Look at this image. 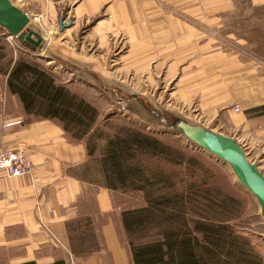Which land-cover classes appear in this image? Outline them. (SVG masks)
Segmentation results:
<instances>
[{"label": "crops", "instance_id": "crops-1", "mask_svg": "<svg viewBox=\"0 0 264 264\" xmlns=\"http://www.w3.org/2000/svg\"><path fill=\"white\" fill-rule=\"evenodd\" d=\"M10 1L26 13L29 27L38 14L51 18L68 10L75 26L105 8L111 24L125 25L131 47L144 52L152 48L166 56L175 51L173 59L179 60L182 46L196 44L186 39L193 32L178 23L181 15L164 8L202 0ZM107 21L100 26H108ZM199 48L202 53L195 60L200 65L199 79L203 77L199 105L201 115L213 124L208 129L235 140L264 176V75L248 65L228 64L210 41ZM61 50V54L50 51L68 58ZM217 60L223 63L218 65ZM0 80V149L22 150L33 167L31 173L12 178L0 171V264H131L126 240L121 239L123 209L115 207L113 191L81 173L88 161L84 145L70 142L56 120L27 119L17 97L8 92L6 77ZM82 221L87 226L74 230L79 229L78 240L74 231L69 240L66 224Z\"/></svg>", "mask_w": 264, "mask_h": 264}, {"label": "rangeland", "instance_id": "rangeland-1", "mask_svg": "<svg viewBox=\"0 0 264 264\" xmlns=\"http://www.w3.org/2000/svg\"><path fill=\"white\" fill-rule=\"evenodd\" d=\"M136 7L134 10L138 11ZM164 10L181 15L178 23L193 32L186 39L191 38L196 44L182 46L179 60H174L177 58L175 51L166 56L154 53L152 48L144 52V48L131 47L125 25L111 24L105 8L94 18L82 20L75 26L70 18L72 12L68 10L60 11L51 18L47 13L32 17L35 20L28 28L33 27L32 30L44 37L42 49L36 53L21 47L15 38L8 36L0 41V46L4 47L6 55L9 53L8 46L13 59L21 54L42 63L50 69L57 83L95 107L99 117L93 130L98 129L102 136H115V131L131 126L184 152L181 161L167 162L156 157L151 158L148 164H153L152 168L175 172L178 175L174 178L177 187L182 185L183 179L191 181L197 177L219 192L238 199L237 209L230 214L233 216L231 224L239 235L249 239L264 264V221L256 198L234 177L227 163L189 143L169 127L176 118L191 125H205L206 129L213 126L208 118L201 115L199 105V80L203 81V77L199 79L200 65L195 60L201 56L202 49L199 47L202 43L210 41L217 55L226 58L228 64L248 65L258 75H264V0H202L180 7L166 5ZM194 11L204 16L196 17L192 13ZM60 18L65 24L71 20L68 27L61 31L58 30ZM106 21L110 24L101 27L100 24ZM61 34L63 39H60ZM61 49L67 52L68 58H59L54 54H61ZM38 53L41 54L39 57H33ZM48 56L54 61L49 62L46 59ZM2 63L5 65V61ZM221 63L217 60L218 65ZM1 90L0 80V93ZM67 139L72 141L69 137ZM98 139V150L88 157L86 171L81 169V173L101 183L98 159L104 142ZM190 158L196 160L194 167L187 164ZM113 195L115 207L123 210L144 205L143 194L137 191L117 190L113 191ZM74 226L80 229L87 225L82 221ZM79 229L73 233L77 240ZM121 239L126 240L125 234L121 235Z\"/></svg>", "mask_w": 264, "mask_h": 264}, {"label": "trees", "instance_id": "trees-1", "mask_svg": "<svg viewBox=\"0 0 264 264\" xmlns=\"http://www.w3.org/2000/svg\"><path fill=\"white\" fill-rule=\"evenodd\" d=\"M6 36L0 29V41ZM6 48L8 55L0 46V75L24 114L59 122L70 140L83 143L88 157L98 150L97 138L102 140L98 164L103 182L97 184L143 194L142 207L121 212L131 264H263L249 239L231 224L238 199L195 176L177 187L175 172L148 164L156 157L181 161L184 152L131 126L102 136L93 130L99 117L95 107L57 83L42 63L21 54L13 59ZM195 161L190 158L187 164L194 167ZM74 224H66L69 240Z\"/></svg>", "mask_w": 264, "mask_h": 264}, {"label": "water", "instance_id": "water-1", "mask_svg": "<svg viewBox=\"0 0 264 264\" xmlns=\"http://www.w3.org/2000/svg\"><path fill=\"white\" fill-rule=\"evenodd\" d=\"M60 18L58 30L68 27ZM30 19L10 0H0V29L8 37L15 38L23 47L30 48L33 52L42 49L43 38L40 33L28 28ZM40 53L33 57H39ZM169 127L181 134L189 143L206 150L219 161L227 163L239 183L256 198L261 208V218L264 221V176L258 171L253 162H248L240 145L232 138L215 133L210 129L198 125H191L182 119H174Z\"/></svg>", "mask_w": 264, "mask_h": 264}, {"label": "built area", "instance_id": "built-area-1", "mask_svg": "<svg viewBox=\"0 0 264 264\" xmlns=\"http://www.w3.org/2000/svg\"><path fill=\"white\" fill-rule=\"evenodd\" d=\"M235 111L239 110L237 105L233 106ZM33 170L28 155L19 149H0V171L7 177L25 176Z\"/></svg>", "mask_w": 264, "mask_h": 264}]
</instances>
